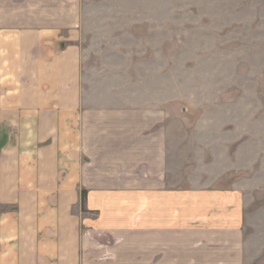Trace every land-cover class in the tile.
Instances as JSON below:
<instances>
[{"label":"crops","instance_id":"1","mask_svg":"<svg viewBox=\"0 0 264 264\" xmlns=\"http://www.w3.org/2000/svg\"><path fill=\"white\" fill-rule=\"evenodd\" d=\"M88 1L0 0V264H101L88 255L112 233H140L148 264L242 258L238 193L192 185L165 103L123 66L93 65L136 62L140 76L159 49L141 33L121 44L125 23L102 20L116 8Z\"/></svg>","mask_w":264,"mask_h":264},{"label":"rangeland","instance_id":"2","mask_svg":"<svg viewBox=\"0 0 264 264\" xmlns=\"http://www.w3.org/2000/svg\"><path fill=\"white\" fill-rule=\"evenodd\" d=\"M93 5L116 8V15L105 13L102 20L125 23L118 36L121 44L141 33L148 39L147 49H159V56L146 57L140 76L129 68L136 62L93 65L123 66L127 81L132 77L141 85L138 95L165 103V131L181 140L170 143L171 151L180 152L178 159L170 153L171 160L191 169L183 175L196 182L192 185L197 189L214 187L227 193L230 203L232 193H238L244 205V243L242 258L235 256L234 262L264 264V0L85 3ZM137 21L147 22V29H136L141 28L132 25ZM135 240L140 241V233L104 234L102 252L88 257L93 262L102 259L101 264L150 263L140 247L132 246ZM180 256V264H205L198 250ZM208 256L206 263L216 264V254ZM220 262L234 264L226 254Z\"/></svg>","mask_w":264,"mask_h":264}]
</instances>
